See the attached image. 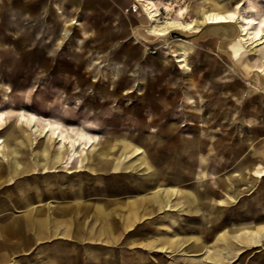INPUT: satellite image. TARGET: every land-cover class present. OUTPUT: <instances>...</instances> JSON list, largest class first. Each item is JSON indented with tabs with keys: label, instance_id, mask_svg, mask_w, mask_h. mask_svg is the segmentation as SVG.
<instances>
[{
	"label": "rangeland",
	"instance_id": "obj_1",
	"mask_svg": "<svg viewBox=\"0 0 264 264\" xmlns=\"http://www.w3.org/2000/svg\"><path fill=\"white\" fill-rule=\"evenodd\" d=\"M11 1L0 0V31H4L0 32V112L10 114L6 118L7 123L0 126V138L10 146L14 144L25 164L35 163L37 170L32 166V172L37 174L31 181H37L38 175H46L43 173L49 159L44 155L34 158L32 152L34 148L37 150L43 146L40 142L48 139L37 136L34 145L26 139L27 143L23 146L19 141L9 140V128L16 120L14 110H21L10 106L14 101L21 103V99L32 105L35 101L38 104L35 114L66 126L71 136L78 137V133L83 132L95 137L93 147L86 150L81 147L82 150L77 151L82 153L81 157L73 156L74 151L64 149L68 159L61 161L55 169V180L65 179L66 184L56 182L53 188L59 195L55 198L61 199L62 203L80 191L75 188L72 192L70 186L81 184L83 170L89 171L88 161L94 160L97 155L100 157L107 142L112 149L117 143L124 149L125 145L133 142L138 144V138L154 136L150 144V149L153 148L151 161L165 174H173L175 169L168 163L167 154L154 152L159 143L167 145L170 142V133L164 134L175 125L177 128L172 134L180 135L181 145L185 144L183 137L203 134L202 160L197 165L202 177L196 185L199 181L204 182L205 178L210 181L202 187V210L194 213V220H190L189 214L168 211L147 221L155 223L157 235L166 241L174 235V232H169V227L172 230L179 228L175 220L179 217L182 225L178 236L196 234L209 241V230L218 227L221 231L222 224L210 223L207 218L210 212L215 214L223 210V218L217 220H224L231 226L227 246L232 256L229 261L218 264H264V241L248 244V234L244 232V239L238 241L237 233L242 227L264 225V44H250L249 36L240 32L242 23L214 25L205 21L207 13L212 10L229 12L240 5V12L249 17L252 3L264 12V0H152L160 9L158 18L161 24L169 26L171 22H193L196 26L190 33L175 30L172 37L166 39H158L149 33L151 22L148 13L137 5L136 0H101L97 7L100 10L89 13L83 8L93 1L85 0L87 3L82 7L77 1L72 3L75 6H71L70 2L61 4L59 0H44L45 4L39 10L33 4L36 0H20L14 7ZM23 4L31 6L29 11L18 16V9ZM167 7L171 8L169 17ZM58 70H62L61 73ZM103 74L106 78L102 77ZM112 85L117 88L113 95L110 93ZM146 92H150L151 103L140 99L139 95ZM4 93L6 97L1 96ZM156 102L164 108H158ZM60 146L53 145V148L60 151ZM1 150L0 173L4 169L6 177L3 181L0 177V191L4 186V190L7 189L9 184L12 190L18 179L10 182L12 175H9L10 170L6 166L15 165L14 154L11 155L7 146H2ZM143 156L125 152L117 157L115 163L128 166L139 162ZM244 167L245 172H242ZM182 169L189 172L195 170L187 154L183 155ZM115 172L120 174L124 171L119 169ZM96 178L86 176L83 180L93 184L97 182ZM112 178L113 175L101 176L100 184H110ZM126 182L130 183L124 178H116L117 184ZM193 182L187 181L185 185L192 186ZM61 185L68 186L67 191H63ZM208 191L210 197L206 196ZM236 191L240 192L237 200L230 199L225 205L224 194ZM102 193L109 196L107 191ZM13 195L10 191L9 196L12 198ZM94 195L85 193L84 197L91 201L96 198ZM131 196L135 197V194H125L124 199ZM54 204L59 205L57 202ZM63 207L60 208L67 210V206ZM53 208L56 211L59 209ZM169 213H173L174 218H170ZM1 216L2 213L0 226L6 221ZM185 228L188 230L185 231ZM60 241L44 239L28 255H16L13 259H22L28 264L33 260L46 263L53 249L65 250V246L58 245ZM188 243L186 241L185 246L175 253L145 249L146 254L141 259L129 246L120 245L112 250L108 258L110 264H124L123 258H120L124 254L129 261L135 256L133 262L126 264H145V260H152L151 257L157 254L159 257H153L154 264H175L170 262L172 256L188 260ZM95 249L86 251L84 258L87 264H106L104 260L95 258L101 257L102 253L107 256L108 252ZM222 249L223 246L219 245L215 251L220 254ZM67 250H71L70 246ZM59 257L53 256L50 260L59 259L62 263L72 256ZM78 259L80 257L74 258ZM11 263L18 264L11 260L0 264ZM184 264L190 263L186 261ZM196 264L201 263L196 261Z\"/></svg>",
	"mask_w": 264,
	"mask_h": 264
},
{
	"label": "crops",
	"instance_id": "obj_2",
	"mask_svg": "<svg viewBox=\"0 0 264 264\" xmlns=\"http://www.w3.org/2000/svg\"><path fill=\"white\" fill-rule=\"evenodd\" d=\"M12 1L14 3V5L13 3L11 4L13 7L15 5H18L20 2V0L19 2L18 0H16V2L15 0ZM59 1L61 4L62 2H70L71 6H75V4L72 3H74V1H77V3L82 7L84 3H87L85 2V0ZM87 1H93V3H88V6L83 8L86 12L89 13L94 12L95 10H100L97 7L100 6L99 4L101 0ZM30 6L31 5L23 4V7L18 9V16L22 15L21 12L25 13L26 10L29 11ZM13 10L14 8L11 11L13 12ZM98 23H100L99 17ZM0 32L4 31L1 30ZM85 33H87V31H85ZM54 60L56 61L58 59ZM174 128L177 127L173 125L172 129ZM172 129L170 130V132H168V134L170 133L169 135L172 136V138L169 139L171 143L168 142L166 143L167 145H161L163 142L159 143V145L156 147V151L154 152H162L163 155L167 154L166 158L168 159V163L172 167H174L176 172L174 171L173 174H165L163 171L158 169L156 165H154L151 161L152 157L150 156V154L153 151V148L150 149V144L152 143L151 140L154 139V136L151 137L145 135V137L138 138V145L133 142L131 145H125L124 149L121 148L117 143V145L113 148L119 150V152H117L116 150L114 151L115 154H117L116 156H114V165L116 166L115 169L109 171L104 165L100 167L99 165L102 163V161L104 162V159H100L99 155H97L94 158L95 160L88 161L87 167L89 171L83 168L84 170L81 174V184H72L70 186L72 192L75 188L80 191L78 193H73L70 200H65L66 202L63 203V206H67V210L69 211L62 210L60 207L63 206L60 204V206H58V208L60 209L56 211V209L53 208L57 207L54 206V203L56 202H51V207H49V209H44L42 212H40L39 208L35 209L34 206L39 204V202H36L35 198L37 193L35 189L36 187L42 189L40 193L42 192L43 194H40V196L44 197L45 199L50 192L54 193V197L55 195L59 197L58 193H55L53 191V188H55L54 186L50 187L52 191L46 192L47 181L45 180H48V178L46 177V175L48 174H44L45 176L38 175L39 178H37V181L32 182L31 178L34 177L35 174H37V172L35 171L32 172V166H35L36 168L35 163L33 165L25 164V166L20 169V173L16 172L17 170L15 169V165H7L6 167L10 170V172L8 171L9 175H12L10 178V182H13L14 180H16V178L18 180L13 187L11 186L12 190H10L9 184L7 185V189L4 190V186L3 190L0 191V213H2L1 219L6 220L3 221L0 226V263L9 262L11 260L18 264H28L27 261H25L27 263H24L22 259L17 260L13 258H15L16 255H28V252L32 251V249L39 245L44 239H60L61 241L58 243V245L65 246V250L63 249L62 251H60L59 249H53L50 253L51 256L48 258V262L43 264H73V262L79 261V264H87L88 262L84 258V256L87 254V250H96L95 248H97L111 254L112 250L120 245L129 246L131 250L135 252L134 255H138L141 257L146 254L145 249L155 250L156 252H164L161 251V248L168 247L173 251V253H175L182 246H185L186 241H188L189 252L186 254H191V251H193V249H191L190 247L194 246V244H196V246H200V244L197 243V237H194L196 234L186 235L187 233H183V236L182 234L179 236L177 235L179 234V228L182 225L179 221V217L175 219L177 220L176 223L179 228L177 230L174 229V231L169 227V232H174V235H170L168 240L166 241L165 239L157 235L158 232H156V229L158 227L155 225V223L147 221L162 214L163 212L168 211L189 214L191 216L190 220H194V217L192 216L194 215V213H197V205L193 201L194 198L191 197L190 194L196 190L200 192V188H198L196 182L201 178V170H197V165L202 160L201 142L204 136L203 134H197L190 136L189 138L183 137L182 141L184 142L185 140L186 142H184V145H181L180 135H172V133L174 132V130L173 132H171ZM108 144L109 142L105 143V145H107L105 150H108V159H110L113 156V149L108 147ZM125 152H132L133 154H144V156L139 162H132L128 166L123 163H115L117 157L123 155V153ZM184 154H187L188 158L193 162V167L195 168L193 172H189L188 170L185 171L184 169H182ZM100 156L102 157V155ZM91 162L93 163L91 164ZM119 169L123 170L124 172L120 174L119 172H115L116 170L119 171ZM242 169V172H245L246 168L244 167ZM34 170H37V168ZM104 175H113L114 178H124L125 181H129L130 183L126 182L125 184H117L116 178H112L110 184H107L104 187L102 186V184H100V178ZM86 176L98 177L96 178L97 182L93 184L85 183V179L83 180V178H85ZM0 177L2 181L5 179L6 172L4 169H2ZM41 177H44L45 179L43 178L42 180ZM53 177L55 178V176H52V178ZM133 178L135 179V181H131ZM190 180L194 181L193 185L186 186L185 184ZM62 182L65 183V179ZM74 182L77 183L76 181ZM61 186L64 188L63 191H67L68 186ZM173 188L178 190V193L176 195H174L173 192L170 194V196H165L163 194L165 193L163 192V190ZM105 190L109 193L108 197L102 195V192H105ZM10 191L14 193L12 198L9 196ZM63 193L65 194L66 192ZM85 193L96 194L94 195V197L96 198L89 201V199H85ZM128 193L135 194V197L131 196L129 199H124V195ZM31 205L34 206L31 207ZM102 205L103 208L108 211L107 213H109L107 215V218L106 215L105 217H102L100 215V207ZM172 205L173 208L171 209L170 206ZM198 207H201V202L199 203ZM11 209H14V211ZM48 211L51 212V219L47 218L48 214L44 216ZM171 214L173 213H169L168 216H170ZM170 218H174V216L171 215ZM182 220L184 219L182 218ZM182 229L184 230V228ZM132 233L134 234V236H132ZM69 246L71 250H67ZM136 247L138 249H136ZM39 254L41 253H38V255ZM69 254H71L72 257L70 259H65L62 263L59 261V259H51V261L49 262L50 258H52L53 256H57V258L59 256H65V258H69ZM109 254H107L106 256L105 253H102L101 257H97L95 259L104 260L106 264H110L111 260L108 258ZM123 255H121L120 258L121 260L123 258L124 264H126V262L130 263L134 261L135 256L132 257L133 259L130 258L131 261H129L126 260ZM79 257L80 260H74V258ZM153 257L159 256L155 254L151 257L152 260H145L143 263L154 264ZM114 261L116 262V260ZM30 264L42 263L40 260H33V262L31 261Z\"/></svg>",
	"mask_w": 264,
	"mask_h": 264
},
{
	"label": "bare ground",
	"instance_id": "obj_3",
	"mask_svg": "<svg viewBox=\"0 0 264 264\" xmlns=\"http://www.w3.org/2000/svg\"><path fill=\"white\" fill-rule=\"evenodd\" d=\"M16 2V0H15ZM19 2V0H18ZM75 2V1H74ZM137 3V5H140L144 8V10L148 13V19L151 22L150 26H149V33L153 36H155L158 39L161 38H168V37H172L171 34H173L172 32L177 30V31H181V32H192L194 31L195 27L193 25V22L190 23H182V22H169V26L163 25L160 23L159 20V15H160V9L158 8L157 4L152 1V0H136L135 1ZM13 1L10 3L12 4ZM18 4V3H17ZM14 5V3H13ZM227 6V5H226ZM242 5L236 7V9L234 11H229V12H217V11H210L207 13L206 17H205V21H208V24H214V25H220V24H226V23H242L243 24V28L240 32H242L245 36H249V40L250 44L253 45H258V44H264V12H262V10L260 11L259 8L252 3L250 5V10L249 12L251 13V15L249 17H245L243 16V14L240 12V8ZM175 8V7H174ZM170 12H171V8L167 7V17L170 16ZM64 15V14H63ZM26 17V16H25ZM169 19V18H168ZM170 20V19H169ZM59 21V20H58ZM21 25V24H20ZM233 25V24H232ZM58 30V29H56ZM55 30V33H57ZM60 31V30H58ZM201 31V30H200ZM68 33V32H67ZM194 33V32H193ZM253 35V36H252ZM77 37V36H76ZM75 37V38H76ZM240 37V36H239ZM67 39V38H66ZM60 40V39H59ZM73 40V39H71ZM78 42V41H77ZM236 42V41H235ZM152 43V42H151ZM169 43V42H168ZM4 45V44H3ZM228 46V45H227ZM2 47V46H0ZM75 47V46H74ZM10 50V49H9ZM80 50V49H79ZM231 51V50H230ZM241 51V49H240ZM178 52V51H177ZM238 53V52H237ZM236 53V55H237ZM181 54V53H180ZM230 54V53H229ZM239 54V53H238ZM24 59V58H23ZM40 60V59H39ZM40 62V61H39ZM43 62V61H42ZM41 62V63H42ZM184 62V61H183ZM181 63V62H179ZM41 65V64H40ZM19 66V65H18ZM186 66V65H185ZM181 67V66H180ZM32 69V67H31ZM33 70V69H32ZM199 70V69H198ZM60 71V70H58ZM62 71V70H61ZM60 71V72H61ZM215 71V70H214ZM76 72V71H75ZM197 72V71H196ZM30 73V72H29ZM173 74V73H172ZM80 75V74H79ZM115 76V74L113 75ZM72 77V76H71ZM103 78H106V76H104V74L102 75ZM193 77V76H192ZM173 78V77H171ZM198 78V77H197ZM59 79V78H57ZM113 79V78H112ZM115 80V79H114ZM122 82L124 81L123 79H121ZM170 81V80H169ZM120 82V83H122ZM139 82V81H138ZM124 83V82H123ZM83 84V83H82ZM116 84V83H115ZM125 84V83H124ZM145 84V83H144ZM110 85V84H109ZM104 86V85H103ZM113 86V85H112ZM23 87V86H22ZM122 87V85H121ZM130 87V86H128ZM20 88V87H19ZM25 89V88H24ZM129 89V88H128ZM102 90V89H101ZM177 90V89H176ZM25 91V90H24ZM117 91L116 86H113V90H111V95H113L115 92ZM150 92H146L144 93V95H139L140 99L148 101V102H152L153 99L148 97V94ZM5 95L7 94H2L1 96L6 97ZM155 95V94H154ZM165 97V95H162ZM20 97V96H19ZM167 98H169L168 95H166ZM165 97V98H166ZM43 98V97H42ZM228 98V97H227ZM1 99V98H0ZM113 99V97H112ZM165 100V99H164ZM173 102V100H171ZM21 103L14 101L12 103V105L10 107H13L15 109H21L19 111L14 110V115L16 117L15 122L10 126L9 128V140L14 142V141H19L21 146L26 145L28 140V143L30 144H35V138L37 136H40L41 138H47L48 141H43L41 143H39L40 145H43L41 148L35 150L32 152L34 155V158H36L39 155H44L45 157H47L49 159V163L47 164L46 168L44 169V173L43 174H48L46 175V177L48 178L47 181V191H52L50 187L54 186L55 183L53 182H61L63 183V185H65L66 183L62 182V180L58 181L57 179L55 180V178L53 179L52 176H55V169H57V166L59 165V163L61 161H65L68 159L67 155L65 154V148H67V150L69 152L74 151L73 156H79L81 157L82 153L77 152L78 150H82L81 147H83V150L86 149H90L91 147H93L94 143H95V137H91L88 135H85L86 133H78V137H73L71 136L66 130L64 125H61L60 123H56L53 120H49V119H44L39 117L37 114H35L34 111H36V107L38 104L34 101L33 105L32 103L30 104L29 102H27L26 100L24 101L23 99L20 100ZM171 102V103H172ZM178 102V101H177ZM156 105L158 106V108L163 109L164 107L162 105H160L159 103L156 102ZM249 105V104H248ZM6 106V105H5ZM4 106V107H5ZM9 106V105H7ZM58 106V105H57ZM235 106V105H234ZM31 107V109H30ZM232 108V107H231ZM154 109V108H152ZM56 110V109H55ZM204 113V112H203ZM210 113V112H209ZM257 113V112H256ZM12 116V115H11ZM201 116V115H200ZM10 117V114H8V112L6 113H1L0 112V126H2L3 124L7 123L6 118ZM205 119V118H203ZM212 119V118H211ZM218 120V119H217ZM195 122V121H194ZM20 124V125H18ZM163 124V123H162ZM176 124V123H175ZM205 124V123H204ZM213 124V123H212ZM190 125V123H189ZM210 125V124H209ZM214 125V124H213ZM185 126V125H184ZM28 127V128H26ZM71 127V126H70ZM69 127V128H70ZM193 127V126H191ZM214 126H212L213 128ZM196 128V127H195ZM192 129V128H190ZM174 130V129H172ZM200 130V129H199ZM29 131V132H27ZM173 132V131H172ZM211 132V131H210ZM28 133V134H27ZM212 133V132H211ZM164 135H168V133L164 134ZM162 134V136H164ZM173 135V134H172ZM206 135V134H205ZM169 138H172L171 135H168ZM201 139V138H200ZM87 140V141H84ZM115 141V140H114ZM118 141V140H117ZM166 141V140H165ZM164 141V142H165ZM178 142V141H177ZM185 142V140H184ZM60 146V151H56L53 148V145H58ZM136 144V143H135ZM165 144V143H164ZM14 145V144H13ZM13 145L10 146V144H6L5 140H2L0 138V153L2 152L1 147H5L7 146L8 148L11 149L10 152L11 155L14 154V161H15V169L17 170L16 172L20 173V169L23 168V166H25V162L20 160V155L21 153L18 151L17 148L13 147ZM138 145V144H137ZM162 147V146H161ZM116 149H113V156L108 159V150H103L102 152V157L100 156V159H104V162L102 161V163L99 165L100 167L102 165H104L106 167L107 170L111 171L112 169H115V165H114V160L117 154H115ZM22 151V150H21ZM32 151V150H31ZM117 152H119V150H116ZM169 152V151H167ZM198 153V152H197ZM6 154V153H5ZM154 155V154H153ZM152 155V156H153ZM95 158V157H94ZM180 159V158H179ZM3 160V159H2ZM38 160V158H37ZM95 160V159H94ZM97 161V160H96ZM179 162V160H178ZM181 163V162H180ZM3 164V163H2ZM95 164V163H94ZM152 165V164H151ZM149 166V165H148ZM150 167V166H149ZM81 168V167H80ZM207 168V167H206ZM154 169V168H152ZM195 169V168H194ZM43 170V169H42ZM243 170V169H242ZM33 171V170H32ZM176 172V171H175ZM244 172V171H243ZM32 173V172H31ZM180 173V172H179ZM30 174V173H29ZM33 174V173H32ZM181 174V173H180ZM244 174V173H243ZM25 175V174H23ZM194 176V175H193ZM175 177V176H174ZM202 177V176H201ZM204 177H207V175H204ZM244 177V175H243ZM57 178V177H56ZM98 178V177H97ZM100 178V177H99ZM181 179V178H180ZM64 180V179H63ZM101 180V178H100ZM204 180V179H202ZM209 179L205 178V181H199L198 182V188H200V192L193 191L190 196L194 198V202L197 205V210L196 212H199L202 210L201 207L199 206V203L201 202L202 204V187L207 186V183H209ZM101 182V181H100ZM221 183V182H220ZM102 184V183H101ZM34 185V184H33ZM104 185V184H103ZM178 185V184H176ZM7 186V185H6ZM105 187V186H104ZM225 187H227L225 185ZM178 188V187H177ZM1 189V188H0ZM36 202H39V204H37L36 206L31 205V207L34 206L35 209H40V212H42L44 209H49V207H51L52 203L51 202H57V204L62 205V201H60L59 199H55L54 197V193L50 192L47 196V198L45 199L44 197H41L40 194H43L42 192L40 193V191H42L41 188L36 187ZM56 191V190H55ZM106 191V190H105ZM205 191V190H204ZM225 191V190H224ZM163 193L165 196H170V194L173 192L174 195H176L178 193L177 189H166L163 190ZM191 192V191H190ZM5 193V192H4ZM34 194V193H33ZM25 195V194H24ZM240 195V192L236 191V192H227L224 194V200L223 202L225 203V205H227L228 203L226 201L230 200V199H234L237 200L238 196ZM206 196L210 197L211 193L208 191L206 193ZM257 197V196H256ZM259 197V196H258ZM257 197V198H258ZM91 198V197H90ZM104 198V197H103ZM256 198V199H257ZM15 199V198H14ZM158 199V198H157ZM47 200V201H46ZM258 200V199H257ZM260 200V198H259ZM44 201V202H43ZM50 201V202H48ZM67 201V200H66ZM65 201V202H66ZM1 202V201H0ZM246 203L248 201H245ZM10 203V202H9ZM127 203V202H126ZM31 204V203H30ZM60 205H57L60 206ZM248 205V203H247ZM10 206V205H9ZM188 206V205H187ZM209 205L207 204V207ZM171 209L173 208V205L170 206ZM64 208V207H63ZM188 208V207H187ZM60 209V208H59ZM62 209V208H61ZM26 210V209H25ZM63 210V209H62ZM61 210V211H62ZM71 210V209H70ZM112 210V208H111ZM151 210V209H150ZM69 211V210H67ZM239 211V210H238ZM8 212V211H7ZM108 211L103 208V205L100 207V215L102 217L107 218V215L109 213H107ZM21 213V212H20ZM48 214V219H51L50 214L51 212L48 211L47 213H45L44 216H46ZM111 214V213H110ZM173 215V214H171ZM170 215V216H171ZM224 215V211L220 210L217 211L215 214L210 212V217H208L207 219L216 223L217 225H219V223L222 224V230L219 231L218 227L213 228L212 230L210 229L209 231V235L211 237V240L209 241H205L201 236L195 235L194 237H197V243L200 244V246H196V244H194V246L190 247L191 249H193V251H191L192 253L187 255V259H178L175 258L174 256L171 257V263L174 262L175 264H184L186 261L190 264H196V261L200 262L201 264H218L221 261L222 262H227L229 261V259L231 258L232 254L229 250V236L228 233L231 231V226L228 222L224 221V220H217V219H222ZM113 216V215H112ZM110 217V216H109ZM188 217V216H187ZM216 218V220H214ZM191 219V218H190ZM82 220V219H81ZM128 220V219H127ZM193 220V219H192ZM259 220V219H256ZM9 222V221H8ZM25 223V222H24ZM261 223V222H260ZM85 224V223H84ZM255 224V223H254ZM29 225V224H28ZM5 227V225H4ZM32 227V226H31ZM84 228V227H82ZM74 229V228H73ZM155 229V228H154ZM188 228H185V231H187ZM175 231V230H174ZM32 232V231H31ZM73 232V231H72ZM136 232V231H135ZM246 232L248 234V236L250 237L249 241L250 243L248 244H256V243H260L263 242L264 239V225H260V224H256L252 227H242L241 229L238 230V236L239 239L238 241H240L241 239H244L243 233ZM134 233V232H133ZM132 233V234H133ZM129 234V233H128ZM137 234V233H136ZM139 235V234H138ZM154 235V234H153ZM178 235V234H177ZM188 235V234H186ZM134 236V234L132 235ZM3 237V236H2ZM27 239V238H26ZM73 239V238H72ZM77 239V238H76ZM72 243V242H71ZM16 245V244H15ZM221 245L223 246V251L220 252V254H217V252L215 251L217 249V247ZM250 246V245H249ZM14 247V246H13ZM101 247V246H100ZM9 248V247H7ZM73 249V248H72ZM6 250V249H5ZM36 250V249H35ZM74 250V249H73ZM4 251V250H3ZM11 251V250H8ZM111 251V250H110ZM161 251H164L165 253H173L172 250H170V248L168 247H162ZM228 251V252H227ZM9 253V252H8ZM16 253V252H15ZM202 253V254H201ZM109 254V253H108ZM112 254V253H111ZM141 254V253H140ZM70 255V254H69ZM110 255V254H109ZM236 255V253H235ZM105 256V255H104ZM138 256V255H137ZM202 256V257H201ZM143 257V256H142ZM60 258V257H59ZM186 258V257H184ZM141 259V257L139 258ZM170 259V257H169ZM13 260V259H12ZM155 260V259H154ZM261 260V259H260ZM51 261V260H50ZM49 261V262H50ZM147 261V260H146ZM263 262V260H261ZM12 264V263H11ZM56 264V263H55ZM224 264V263H223Z\"/></svg>",
	"mask_w": 264,
	"mask_h": 264
},
{
	"label": "water",
	"instance_id": "obj_4",
	"mask_svg": "<svg viewBox=\"0 0 264 264\" xmlns=\"http://www.w3.org/2000/svg\"><path fill=\"white\" fill-rule=\"evenodd\" d=\"M36 1H37V2H36ZM36 1H34L33 4L37 5V9L39 10V9H41V8H40L41 6H44L45 2H44V0H36ZM38 4H39V5H38Z\"/></svg>",
	"mask_w": 264,
	"mask_h": 264
}]
</instances>
